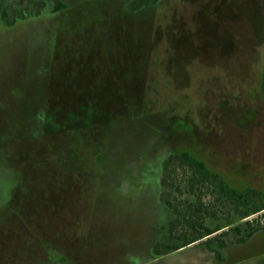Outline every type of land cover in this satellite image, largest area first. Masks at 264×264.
<instances>
[{"label": "rangeland", "instance_id": "374dc122", "mask_svg": "<svg viewBox=\"0 0 264 264\" xmlns=\"http://www.w3.org/2000/svg\"><path fill=\"white\" fill-rule=\"evenodd\" d=\"M185 152L264 194V0H0V264H264L216 183L186 244Z\"/></svg>", "mask_w": 264, "mask_h": 264}, {"label": "trees", "instance_id": "16d2710c", "mask_svg": "<svg viewBox=\"0 0 264 264\" xmlns=\"http://www.w3.org/2000/svg\"><path fill=\"white\" fill-rule=\"evenodd\" d=\"M181 162L186 167V171L184 172V185L187 189L188 193L194 197L193 201L189 200H180L177 198H174L172 200L166 201V205L168 208H170L173 212L176 214H181L183 216V223L186 225L187 229L189 231H192L193 234L186 233L181 237H179V240H183L184 238L187 240H184L186 244L194 243L206 236H209L213 234L214 231H211L207 228H205L201 221L206 215L208 216V209L206 205L203 203L202 197L196 195L197 191L201 188L209 189V185L212 183L217 184V195L218 197L225 196L227 198L235 197L239 200H241L243 203H245L247 206L250 203L248 211L245 213V217H249L251 215H255L257 213H260L261 211H264V194L256 193L253 191H249L247 194H236V192L233 189L227 188L223 185L221 182L219 176L214 173H210L206 170L204 164L194 157L190 156L188 153H183L181 155ZM211 187V186H210ZM178 191V189H177ZM255 199H259L261 201V205H251V202ZM218 199V198H216ZM247 229H251V223L246 224ZM175 227L173 224H171L170 228V234H174ZM256 231L255 229H251L250 231H247V234L245 238L251 237L253 232ZM189 235L190 238L188 237ZM246 239H241V242H244ZM185 244V245H186ZM178 246H165L164 250L168 251L171 249H179ZM156 255L161 254L163 251L156 249Z\"/></svg>", "mask_w": 264, "mask_h": 264}]
</instances>
